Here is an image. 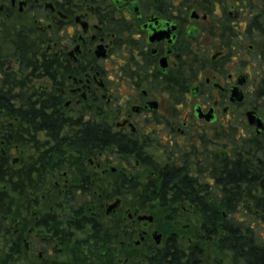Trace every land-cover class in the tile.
Segmentation results:
<instances>
[{
    "label": "flooded vegetation",
    "instance_id": "1",
    "mask_svg": "<svg viewBox=\"0 0 264 264\" xmlns=\"http://www.w3.org/2000/svg\"><path fill=\"white\" fill-rule=\"evenodd\" d=\"M260 4L0 0V234L8 262L60 264L61 232L77 243L76 214L116 212L122 222L125 184L155 183L164 169L187 182L184 199L219 190L236 135L264 137L246 116L264 126ZM180 208L198 213L187 201ZM135 222L128 227L139 243L179 242L159 233L156 244L153 222ZM124 226L110 243L121 257L110 264H124Z\"/></svg>",
    "mask_w": 264,
    "mask_h": 264
},
{
    "label": "trees",
    "instance_id": "2",
    "mask_svg": "<svg viewBox=\"0 0 264 264\" xmlns=\"http://www.w3.org/2000/svg\"><path fill=\"white\" fill-rule=\"evenodd\" d=\"M256 1L261 3L259 14L264 15V0ZM262 42L264 45L263 40ZM261 80L259 94L262 99L259 110L264 112V72ZM236 137L234 161L224 160L219 168V190L211 189L202 199H184L183 191L187 182L182 180L179 173H175L176 176L169 174L168 169L159 172V181L155 183L150 180L139 185L125 184L126 197L129 200L123 201L124 248L132 246L131 240L136 232L131 231L128 226L137 223L136 216L156 209L162 215L163 221L172 222L174 219V223L179 222L183 215L180 205L186 201L197 207L201 231L197 239L203 243H193L185 248L172 238L157 246L148 244L144 238L139 245L145 247V253L138 258H127L129 264H207L204 242L206 244L210 241H214L217 251L229 253L233 264H264V190L258 186V177L264 164V137L250 139L239 134ZM90 138L93 145L101 143L100 136L96 134H91ZM250 145L258 147L250 148ZM259 160L262 164L258 163ZM206 186L200 184L198 187L201 189ZM195 187L197 184L191 181L188 183L189 192L195 190ZM171 191L173 194L170 196L168 193ZM108 201H111V196ZM128 213L132 215L133 221L128 218ZM79 215H75L74 228L76 233L85 235V239L81 241L86 244L91 242L90 246L94 251L90 250V253L96 252L102 258L107 257L105 264H110L118 249L116 246L112 251L111 240L117 244L120 239L119 225L122 222L117 213L102 214L98 219L89 220L84 217L79 219ZM86 226L90 228L85 229ZM61 238L62 244L68 249L69 258L60 264L94 263L89 262L87 254L79 248V240L70 245L69 236L65 232H61ZM139 245L134 244L133 247ZM14 254H18V251Z\"/></svg>",
    "mask_w": 264,
    "mask_h": 264
},
{
    "label": "rangeland",
    "instance_id": "3",
    "mask_svg": "<svg viewBox=\"0 0 264 264\" xmlns=\"http://www.w3.org/2000/svg\"><path fill=\"white\" fill-rule=\"evenodd\" d=\"M127 195H124V200H129V197H126ZM144 215H149L153 217V224L150 226V231H157V233H161L162 234V242H164L171 233H175L177 234L178 238H179V243H181V245L183 247H187V241L190 240V243H196V244H203L199 239H197L198 237H200L201 235V231L199 228V224H200V215L196 212H192L190 215H186L183 214L180 218L179 222H175L174 223V219L173 221H163L162 220V215L160 214V212L156 209H154L152 212L148 211L146 212ZM173 217V216H172ZM189 225L187 229H185V226ZM76 239L79 240V248L83 250V252H85L89 258V262H94L93 264H105L107 262L106 258H102V261L98 262V258L100 256H98L99 254H97L96 252H93L92 254L90 253L91 251H94L93 248L90 246V243H85L82 242L81 240L85 239V235L78 232ZM7 238L5 237V235L0 234V264H38L37 262H22L20 260V258H18L17 260H14L12 263L8 262V259L6 258V253H7ZM132 242V246H129L128 248H123V257H124V264H129V260L127 258H130L132 256L138 258L141 254L145 253V247L136 244V242H139L137 237L134 236V238L131 240ZM139 245V246H135L133 247V245ZM148 244H153V242H149ZM205 249H206V258L207 260V264H233L231 262L230 259V254L227 252H219L216 249L215 243L214 241H210L208 243L205 244ZM142 248V249H141ZM91 250V251H90ZM117 251V250H116ZM115 251V255L114 257L118 258L121 257L120 251L116 252ZM60 260L63 261L65 259L69 258V254H68V249H65L61 252V255L59 256Z\"/></svg>",
    "mask_w": 264,
    "mask_h": 264
},
{
    "label": "water",
    "instance_id": "4",
    "mask_svg": "<svg viewBox=\"0 0 264 264\" xmlns=\"http://www.w3.org/2000/svg\"><path fill=\"white\" fill-rule=\"evenodd\" d=\"M239 100H241V99H239ZM246 116H247L248 125L255 126L257 134H259L260 132L263 131V129H264L263 121L259 117H257L253 112H247ZM118 205H119V201L118 200L114 201L112 204H110L108 206L106 213H109L112 210L116 209L118 207ZM136 219L138 221H144L147 223H152L154 220L153 217L149 216V215H139L136 217ZM153 238H154L156 244L160 243L161 236L159 234L154 233ZM138 243L139 242H136V244H138Z\"/></svg>",
    "mask_w": 264,
    "mask_h": 264
}]
</instances>
